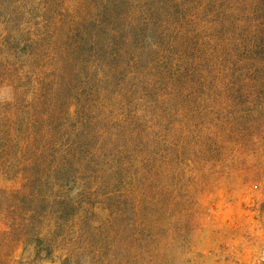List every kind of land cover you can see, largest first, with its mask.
<instances>
[{"label": "rangeland", "instance_id": "rangeland-1", "mask_svg": "<svg viewBox=\"0 0 264 264\" xmlns=\"http://www.w3.org/2000/svg\"><path fill=\"white\" fill-rule=\"evenodd\" d=\"M99 1L0 0V264H264V104L240 117L169 105L132 138L104 140L111 156L71 159L92 51L60 60L50 34L61 11Z\"/></svg>", "mask_w": 264, "mask_h": 264}, {"label": "trees", "instance_id": "trees-1", "mask_svg": "<svg viewBox=\"0 0 264 264\" xmlns=\"http://www.w3.org/2000/svg\"><path fill=\"white\" fill-rule=\"evenodd\" d=\"M55 24L48 52L62 47L56 55L70 60L84 43L92 51L96 86L83 104L74 100L67 143L71 159L81 154L86 165L109 154L104 140L132 138L169 105L180 106L171 116L199 101L212 103L207 114L240 117L264 104V0H100L85 14L61 11ZM41 40H32L39 53Z\"/></svg>", "mask_w": 264, "mask_h": 264}]
</instances>
